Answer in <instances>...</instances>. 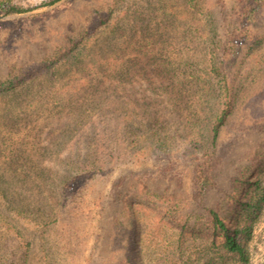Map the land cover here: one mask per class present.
<instances>
[{"label":"rangeland","instance_id":"1","mask_svg":"<svg viewBox=\"0 0 264 264\" xmlns=\"http://www.w3.org/2000/svg\"><path fill=\"white\" fill-rule=\"evenodd\" d=\"M247 2L0 0V90L17 91L0 94V264H264V0ZM110 53L133 62L125 74L98 66ZM213 151L217 177L177 249L147 192H194ZM254 163L242 263L210 210L230 219Z\"/></svg>","mask_w":264,"mask_h":264},{"label":"trees","instance_id":"2","mask_svg":"<svg viewBox=\"0 0 264 264\" xmlns=\"http://www.w3.org/2000/svg\"><path fill=\"white\" fill-rule=\"evenodd\" d=\"M243 3L238 4L240 7V11H242L241 7L242 4L245 6L247 5V1L249 0H241ZM246 1V2H245ZM253 3V2H252ZM51 4V3H50ZM249 9L255 10V6L248 8L245 12H248ZM5 13H19L25 11V9H21L15 6H7L5 9H3ZM110 33H114V28H111ZM107 34V33H105ZM98 37V36H97ZM107 37V36H106ZM98 39V38H96ZM78 42L74 43L72 46L73 48L77 47ZM100 45V44H99ZM94 46L97 47V41L94 42ZM70 52L73 51L69 49ZM95 53L99 52V47L95 49ZM146 52H151V50H146ZM94 53V54H95ZM113 53L108 54L106 57H101L98 61L102 62L101 65L98 63L99 67H106L108 68H102V71L108 70V77L115 76L116 73H123L125 74L126 71L130 69V66L133 64L132 61L128 62H120L117 61L116 64L113 65ZM99 55L96 56V60L98 59ZM66 57H63V62L66 63ZM95 60V61H96ZM211 62V60L209 59ZM93 60H91L89 63L85 64L84 69L88 66L90 68ZM122 63V64H121ZM218 67L214 66L212 67V73L214 71H217ZM211 72V71H210ZM103 75L105 76V73L103 72ZM218 75L217 73H214V75L210 76L209 78H213V76ZM10 90V92H9ZM9 92V96L12 94L14 96L16 94V83L10 82L9 87L0 90V94L4 92ZM66 93V92H65ZM229 102H225L226 107L229 106ZM87 111L88 108H80L79 109V117L81 119V115L83 116V119L87 117ZM3 112L0 111V114L3 116ZM228 116V108H224L215 119V122L211 126V146L214 149L216 146V141L218 138V133L220 128L225 122L226 117ZM3 118L0 116V121ZM214 151L205 154V161L204 163L210 165V171L209 173L203 175L198 174V171L194 172V183L196 184V188L194 192H190L186 196H182L180 193H178L176 190L164 187L160 191H154L149 190L147 192L148 195V206L147 209L153 213V216H156L159 218V221L170 224L171 227L169 228L170 232H174L177 236V240L174 243L176 245L177 249H180L182 247V239L184 238L185 234L191 235L192 233L196 232V226H195V220L201 216V212H199L196 207L192 206V202L196 204H201L203 202V197L207 193V188H210L213 186L215 178L217 177L218 172V166H219V160L214 157ZM207 158V159H206ZM258 163H254L251 165V167L248 169V171L243 172V176L246 174V180H241L238 184L241 185L236 193L235 197L233 199L235 206L233 207V210L230 214V219L228 220L227 214L223 216V214L219 215L216 211L210 210L211 213V222H212V228H213V234H217V238H221V247L226 249L227 252L235 253L238 260L242 263L248 262V254L245 250V246L243 241L247 240L251 233H252V226L247 223V220L254 214V211H257L258 207V200L255 202L252 198H248L247 195V188L249 187H255L257 190H260V185H256V182L254 181V177L256 172L261 169L257 168ZM84 172L90 173V170H87V168H82ZM91 169V168H89ZM255 169V170H254ZM254 170V171H253ZM252 177V178H251ZM251 178V179H250ZM250 179V180H249ZM247 181V184L245 183ZM201 184V185H200ZM247 185V187L245 186ZM261 199V198H260ZM264 201V195L262 196V199ZM232 201V202H233ZM238 201V202H237ZM237 202V203H236ZM258 202V203H257ZM203 208V205L201 206ZM204 211V210H202ZM253 217V216H252ZM193 218V223L191 226L188 224V220ZM246 221V224H243V222ZM228 223H233V227L229 229ZM134 225V224H133ZM161 228V227H160ZM135 229L137 231V235L139 237V240H141L142 237V228L141 225H135ZM165 233V231H164ZM153 237V236H152ZM172 237V236H171ZM154 238V237H153ZM168 244V243H167ZM173 245V247H174ZM171 246L169 243L165 246L167 247Z\"/></svg>","mask_w":264,"mask_h":264}]
</instances>
